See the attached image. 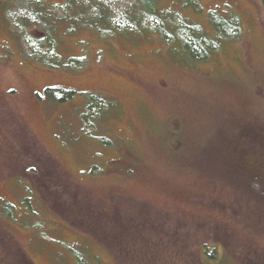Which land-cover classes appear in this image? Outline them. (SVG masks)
<instances>
[{
	"label": "rangeland",
	"instance_id": "rangeland-1",
	"mask_svg": "<svg viewBox=\"0 0 264 264\" xmlns=\"http://www.w3.org/2000/svg\"><path fill=\"white\" fill-rule=\"evenodd\" d=\"M12 1V27L0 2V264H161L244 240L251 188L264 191L262 3L78 0L84 20L105 4L114 30L83 24L60 60L40 45L47 24L22 30L33 14ZM185 19L212 42L203 60L183 56ZM213 21L232 28L215 39ZM240 125L260 157L233 149Z\"/></svg>",
	"mask_w": 264,
	"mask_h": 264
},
{
	"label": "trees",
	"instance_id": "trees-1",
	"mask_svg": "<svg viewBox=\"0 0 264 264\" xmlns=\"http://www.w3.org/2000/svg\"><path fill=\"white\" fill-rule=\"evenodd\" d=\"M28 4V11L33 14L32 16H26L23 17V24L21 27H23L22 30H25L26 28H29L30 24L33 23L34 19L35 22L41 24L45 23L47 26L45 27V36L40 41V45L42 47L47 46L54 50V54L60 55L59 52V46L62 42V36L64 35H72V33L79 32L80 28L83 24L88 26L90 29H94L97 32L108 33L106 30H114V26L112 21L109 19V8L105 4H101L98 2H95V5L99 9V14L97 17H88L85 20L82 19V16H79V12H81V9L79 10L78 6V0H64L63 3H55L50 0H24ZM193 4L197 10L200 9L201 4L199 0H192ZM263 7H264V0H259ZM4 4V12L6 14V18L11 25V21L7 16V12L14 7V2L12 0H0ZM150 10H154L156 12L155 7L150 6ZM165 12H156L155 16L163 20L162 17L166 16L167 18H174L175 15L171 16L173 14L172 12H168L167 10H164ZM200 11V10H199ZM61 12V13H60ZM61 14V15H58ZM180 17H182L180 15ZM183 18V17H182ZM190 19L184 20L183 24L185 26L184 31H187L185 33H188L189 39L186 40L185 45H183V56L189 60L191 59H200L203 60L204 57H201V53L203 51L201 50H210L208 47L212 45V42L210 43H199L198 40L202 42V38L204 35H202L200 32H194L192 31V25L191 22H189ZM83 22V23H82ZM187 23V24H186ZM190 25V27L188 26ZM229 25H233L232 27L236 29L232 30H239V26L237 24V20L233 18ZM12 27V25H11ZM213 27L216 29L215 32V39L223 36L222 33L224 32L226 34L228 26H225V23L223 21L216 22L213 21ZM231 27V28H232ZM229 28V29H231ZM172 29V28H171ZM166 29L167 33L171 37H174L175 33H172L170 30ZM13 33L19 38L21 37L20 33L18 31H15L13 29ZM173 30V29H172ZM231 30V31H232ZM75 32V33H76ZM200 34V35H199ZM238 34V32H237ZM218 35H221L220 37ZM201 36V37H200ZM205 37V36H204ZM223 38V37H222ZM196 39V40H194ZM214 41V40H213ZM222 42V41H221ZM221 42H214L216 44H221ZM44 45V46H43ZM211 51V50H210ZM209 51V52H210ZM42 58V56H39ZM60 60H63V57L60 55ZM55 57H46L44 59H39V61L45 63L46 65L53 67L54 64L57 61ZM49 90H56L55 88H47L46 91ZM73 94L72 91H63V97L62 99L66 98L67 95ZM92 104H95V102L99 99H103L102 97H92ZM91 106V104H90ZM87 114V113H86ZM237 126V125H236ZM238 127V126H237ZM239 130H241L240 134L237 136V138L233 139V149L237 148L239 151L238 153L240 155H247L248 156H258L260 155L255 151L257 147L255 137L253 138V135L250 136L248 134L249 130H247V126L240 125ZM253 141V142H252ZM254 144V146H253ZM238 154V155H239ZM245 158V157H244ZM261 176H264V173H262ZM252 192V199L255 201L257 206V210H255V213L257 214L256 217L252 214L247 212L246 219L249 220L251 216L252 220V227L249 229L247 227V234L244 237V240L241 239H233L230 238L228 241L226 239H223L218 245L212 246V244H209V242H204L201 245V254L193 256L191 254H186L185 251L184 254H180L179 258L174 257L173 255L169 256L168 258H161L160 261L163 262L161 264H264V191H260V189L257 186H254L251 188ZM250 192V193H251ZM247 193V192H246ZM248 195V194H247ZM249 197V196H248ZM242 211H250V205L247 202L246 209ZM236 212H240L237 211ZM237 216L244 217L245 214H237ZM248 226H251V221L248 222ZM252 233H259L262 236L263 242L262 244L254 245L253 243L249 242L250 234ZM156 262V261H155ZM81 264H86V261L84 259H81ZM79 263V264H80ZM154 264H160L158 262Z\"/></svg>",
	"mask_w": 264,
	"mask_h": 264
}]
</instances>
